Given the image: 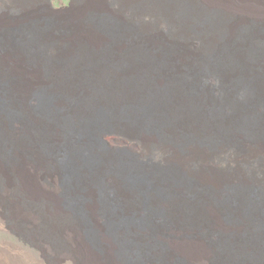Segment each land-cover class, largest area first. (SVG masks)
Segmentation results:
<instances>
[{
    "label": "bare ground",
    "instance_id": "bare-ground-1",
    "mask_svg": "<svg viewBox=\"0 0 264 264\" xmlns=\"http://www.w3.org/2000/svg\"><path fill=\"white\" fill-rule=\"evenodd\" d=\"M173 1L169 3L172 4ZM206 1L212 6L222 5L236 10H250L251 13L256 14L258 19L264 18V0ZM169 5H162V7L168 8L173 21L176 9ZM26 6L27 3L24 1L17 3L21 13ZM101 7L106 10L104 5ZM116 13L121 18V11H116ZM191 14L195 15V25L207 31V37L202 39L208 42L216 40L221 43L216 35L221 26L211 18H203L191 10L186 12V17ZM23 20L22 16L14 20L2 19V22L19 25ZM178 20L180 24L184 23ZM174 22L175 20L173 25ZM49 29L45 27L39 30L38 26H33L28 31L14 36L12 43L16 48L21 47L33 51L39 58L47 59V50L52 47L46 43L52 38ZM228 31L230 32V29ZM90 34H86L89 39H96L99 43L104 41L97 32L91 31ZM256 37L264 43V35L257 33ZM231 38L225 40L224 43L232 42ZM58 40L61 41L60 37ZM162 41L168 40L158 36L153 37L151 43ZM245 45L246 41L232 42L226 46V51L216 52L215 60L196 63L193 68L187 69L181 67L178 69L181 64V59L178 57V54H182L181 49L165 48L161 44L150 50L143 47L134 49L131 55L125 58L126 62L124 60L122 66L121 58L113 52L110 56L99 57V59H93L94 56L88 57L87 65V58L84 59V55H81L80 60L71 61L76 69L80 70L77 72H82V65L87 67L89 64L91 67L94 64L95 68L99 67L98 69L102 70L101 74L98 71L95 72L96 79L93 81L99 83L97 89L91 88L94 83L89 84L90 86L86 85L89 94L85 95L80 93L74 79H68L66 83L59 84L54 81L60 78L61 74L53 77L49 75L50 81L47 83L52 85L49 87L55 92L49 97L38 95L35 114L51 115L48 118L59 120L55 123L60 124V127L68 132L65 145L58 147L55 152L58 165L66 175L71 192L74 193L76 189L87 181L92 182L94 178L101 182L99 176H102L105 181L108 179L107 183L113 186L118 185L119 180H122L124 183L121 188H129V191L137 197L136 206L132 207V211L141 215L143 213L147 217L137 221L122 220L119 224L120 228L121 224L135 226L129 227V230L132 228L133 235L136 233L141 240L160 237L161 240L164 239L167 242L169 239L165 237H175L174 241L169 240L168 242L173 245L170 253L172 255L175 250L179 251L187 257L188 264H209L211 252L220 246L225 253L226 263L217 264H264V190L251 186L249 189L235 193L231 201H226L227 204L234 206L232 210L236 216L232 220L239 218L241 223L221 225L217 208H214L210 201L205 204L206 213L214 219L212 229L221 231L219 229L221 228L227 233L246 235L244 237L236 239L227 237L214 242L201 236L194 227L176 231L177 228L172 226V223L175 218L179 217V208L189 210L188 207H194L200 195L199 188H195L191 181L182 174L166 170L153 163L141 162L142 160L135 162L124 156L125 160L121 162L120 158L109 156L105 141V137L112 135L125 137L126 133L122 132L121 126H130L133 128L131 139L138 142L137 150L141 154L147 153L152 148L153 155L156 153L167 160L185 164L196 156V159L208 166L212 164L209 154L213 155L217 152L225 156L229 155L226 154L229 150L241 147L242 149L235 155L226 158L229 164H236L242 156L246 155L248 158L249 155H256L262 159V155L264 156V44L249 43L246 51L242 49ZM122 48L121 43L115 45L117 53L123 52ZM51 52L64 56L71 53L70 49L60 53L59 48L53 51L51 49ZM17 65L18 63L15 68ZM171 66L178 71L171 72ZM108 70L109 81L106 80ZM104 74H106L105 78ZM125 76L129 78L121 83V78L125 79ZM5 88L6 85H0V97L2 98ZM120 89L121 99L118 95ZM111 93L114 94L111 95ZM31 119L36 123L35 117ZM14 129V134L21 133L23 125L17 124ZM0 134L3 137H6L5 134H10L1 113ZM163 134L168 137V141L171 138L174 141L177 140V146L174 142H158V136H163ZM56 135L52 129L50 138L54 143L58 141ZM61 136L63 137L62 132ZM36 145L32 141L20 143L0 139V152H10V150L14 152V148H34ZM179 147H182V150ZM101 151L106 152L105 158L100 156ZM18 164V162L13 163V165ZM58 174L49 173L47 175H51V178L56 177L57 181ZM107 174L113 175L107 176ZM39 177L43 179L42 173H39ZM47 177L45 178L49 185ZM196 178L200 180L199 175H196ZM121 188H114L120 201ZM129 191L128 193L123 191V195L131 196ZM88 195L90 198L85 202L86 210L93 227L97 230L98 239L103 242L104 252L98 253L92 248L76 219L57 228L51 226L49 231L64 237L67 248L63 252V258L67 264H122L116 256L113 236L106 232L97 214L94 193L89 192ZM47 198L48 206L45 210L47 217L50 218L56 210L59 214L66 216L70 214L69 210L61 206L60 188L55 186L49 188ZM13 202L16 201H11V208L14 207ZM76 206L80 210L84 205L79 202ZM201 207L202 205L199 208ZM118 213L119 210L116 214ZM183 214L188 217L190 215ZM25 216L28 221L32 215L25 213ZM161 222L166 223L163 224L165 225L163 229L158 231V236L150 235V227H152L151 230L154 227H160ZM139 246L143 247L140 242H134L128 248L133 256L138 250L134 253V249Z\"/></svg>",
    "mask_w": 264,
    "mask_h": 264
},
{
    "label": "rangeland",
    "instance_id": "rangeland-1",
    "mask_svg": "<svg viewBox=\"0 0 264 264\" xmlns=\"http://www.w3.org/2000/svg\"><path fill=\"white\" fill-rule=\"evenodd\" d=\"M19 1L27 3L22 13L17 7ZM99 1H102L106 10L102 9ZM169 1L172 0H0V85H6L3 98L0 97V113L7 131L10 132L4 135L6 137L0 134V139L20 143L32 141L37 144L34 148H14V152L11 150L0 152V264H67L63 258V252L67 248L64 237L50 232L49 227H60L72 219L77 220L92 248L98 253L104 252L103 242L98 239L97 230L93 227L86 210L85 202L90 198L89 192L94 193L97 214L106 232L113 236L116 256L122 264H188L187 257L179 251L175 250L172 255L170 253L173 245L168 242L174 241L175 237H165L169 239L167 242L160 237L141 240L136 233L133 235L132 228L129 230V227L135 226L121 224L120 228L119 224L122 220L137 221L147 217L143 213L141 215L132 211L137 197L129 191V188H121L124 183L122 180H119L118 185L113 186L107 183L108 179L105 181L99 176L101 182L94 178L92 182L87 181L72 193L66 175L58 165L55 152L58 147L65 145L68 132L61 128L60 124L55 123L59 120L48 118L51 115L35 114L38 95L49 97L55 92L49 87L52 85L47 83L50 81L49 75L53 77L61 74L60 78L54 81L59 84L74 79L82 95L89 94L86 85L90 86L94 83L91 88L97 89L99 83L93 81L96 79L95 72L101 74L102 70L98 69L99 67L95 68L94 64L92 67L91 64L85 67L89 63L88 57L94 56L93 59H99L110 56L113 52L121 58L122 66L125 58L130 56L134 49L143 47L150 50L161 44L165 48L181 49L182 54H178L181 59L178 69L180 67L187 69L193 68L196 63L215 60L216 52L226 51V46L232 42L246 41V45L242 48L245 51L249 43L264 44L256 37L257 33L264 35V18L258 19L250 10H236L222 5L212 6L206 0H174L172 4ZM162 5L173 6L176 9L174 25L168 8ZM189 10L200 14L203 18H211L221 26L219 33H216L221 43L202 39L207 37V31L195 25V15L186 17V12ZM116 11H121V18L117 16ZM22 16L24 20L19 25L2 22V19L14 20ZM178 19L184 23L180 24ZM33 26H38L39 30L50 28L52 38L46 43L52 47L47 50V59L39 58L33 51L16 48L12 43L14 36L28 31ZM91 31L100 34L104 41L99 43L96 39H89L86 34H90ZM158 36L167 38L168 41L152 44V38ZM59 37L61 41L58 40ZM230 38L232 42L224 43ZM117 43L123 45V52H116ZM56 48L60 49V53L66 52V49H70L71 53L65 56L56 55L51 52V49L53 51ZM81 55H84L83 58H87V61L86 65L81 66L82 72L79 73L77 71L80 70L76 69L71 61L80 60ZM173 66L171 72L178 71ZM59 71L61 73H58ZM107 74L106 80L109 81V70ZM103 76L105 78L106 74ZM127 78L129 76H125V79L121 78V83ZM118 95L121 99V89ZM31 117L36 118V123ZM17 124L23 125V129L21 133L14 134ZM121 128L122 132L126 133L125 137L123 135L105 137L109 156L120 158L121 162H124V156L135 162L142 160L141 162L153 163L166 170L182 174L195 188H199L200 195L194 207H188L189 210L179 208V217L172 223V226L177 228L176 231L194 227L201 236L214 242L227 237L236 239L246 236L227 233L221 228H219L221 231L212 229L214 219L206 213L205 204L210 201L214 208H217L221 225L241 223L239 218L232 220L236 216L232 210L233 205L227 204L226 201H229L235 193L249 189L251 186L264 190L263 155L261 159L256 155H249L248 158V155L244 154L246 156H242L236 164L231 165L226 158L232 157L242 149L238 147L229 150L226 153L229 155L225 156L217 152L213 155L209 154L212 164L208 166L196 159V156L189 162L181 164L175 160H167L164 156L159 157L156 153L153 155L152 148L147 153L141 154L137 150L138 142L131 139L133 128L130 126H121ZM52 129L58 137L56 143L50 138ZM61 132L63 137H60ZM164 134L158 136V142L178 143L172 138L168 141V137ZM179 149L182 150V147ZM104 154L106 155V152H100L103 158H105ZM16 162L19 164L13 165ZM39 173H42L43 179H40ZM49 173H57L58 180L56 181L54 176L51 178V175H47ZM196 175H199V181ZM54 186L60 188L61 206L70 211L68 216L59 214L58 210L50 218L46 215L48 190ZM114 188H121V201ZM123 191H129L131 196H124ZM112 200L115 202H110ZM11 201H16L12 203L13 208ZM79 202L84 205L80 210L76 206ZM201 205L202 207L199 208ZM118 210L119 213L116 214ZM25 213L32 215L28 221ZM183 213L190 215L188 217ZM165 223L161 222L162 225L154 227L153 230L150 227V235L158 236V231L163 229ZM134 242H140L143 246L134 249V253L138 249L135 256L128 249ZM224 256L221 246L216 247L215 251L211 252L209 264L226 263Z\"/></svg>",
    "mask_w": 264,
    "mask_h": 264
}]
</instances>
